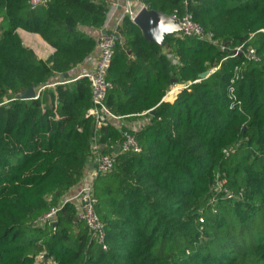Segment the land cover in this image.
<instances>
[{
	"label": "trees",
	"instance_id": "1",
	"mask_svg": "<svg viewBox=\"0 0 264 264\" xmlns=\"http://www.w3.org/2000/svg\"><path fill=\"white\" fill-rule=\"evenodd\" d=\"M42 1L34 9L31 0H0V264H35L41 254L54 264H264V0H141L190 15L212 41L180 33L159 46L122 16L106 106L121 119L145 117L137 131L114 120L97 130L91 84L74 78L98 53L82 28L102 29L112 0ZM18 30L55 53L38 59ZM251 48L258 62L246 57ZM179 84L175 101H164ZM31 88L45 89L16 100ZM124 131L140 153H115ZM95 138L100 152L117 154L94 185L107 252L75 220L76 205L62 202ZM218 178L235 198L216 213ZM60 206L55 223L37 224Z\"/></svg>",
	"mask_w": 264,
	"mask_h": 264
},
{
	"label": "built area",
	"instance_id": "2",
	"mask_svg": "<svg viewBox=\"0 0 264 264\" xmlns=\"http://www.w3.org/2000/svg\"><path fill=\"white\" fill-rule=\"evenodd\" d=\"M42 3V0H31V6L34 9L42 5ZM144 7L145 5L141 2V0H126L123 14L120 15L119 19H117L115 27L113 29H107L108 23L116 11L114 6L110 9L105 26L103 27V31L97 38L98 58L96 63L91 71L80 77L87 78L91 84L93 107L89 110L88 116H92L96 119L97 130L101 129L103 126H107L109 120H121V118L112 114V112L106 106L107 95L113 88L112 84L108 80V73L114 59L116 43L119 39L117 35V27L119 26L124 14L129 15L133 21ZM172 17L179 21V24L183 30L182 33L200 37L204 36L210 41L213 40L211 34L205 35L200 27L194 24L190 15H186L182 19H178L176 16ZM217 44L218 43H216V45ZM221 48L223 49L225 47ZM242 49L243 46L238 47L235 50L233 57L238 56L242 52ZM247 52L248 53L246 57L250 61H259L254 49L251 48ZM43 89L45 88H41L37 91L35 99L39 98L40 92ZM105 117H107V120L104 119ZM118 128L121 127L118 126ZM117 147H119L118 153L121 154L141 152V148L138 145L135 135L131 134L129 131L123 132V141ZM117 154L106 155L100 152V146L97 143V139L95 138L92 148L93 156L89 164L91 168L92 166L94 168L93 170L91 169V173L87 176L79 191L74 196L69 197L63 203V205L66 203H74L76 205L78 219L86 224V226L89 228L92 240L95 241L105 252H107L109 249L106 242V227L105 224L100 220L96 211L98 198L95 195L94 185L98 176H105L114 170ZM213 191L214 195L210 200V205L214 208V212L216 213L217 210L215 207L221 199L232 200L235 198L234 193L231 192L227 187V181L225 179L220 180L218 178L215 185L213 186ZM61 209L62 206L52 209L49 213L40 218L37 224L45 226L55 223L58 218V213L61 211ZM45 259V255L41 254L37 257L35 264H54V260L51 259L47 261V263L45 262Z\"/></svg>",
	"mask_w": 264,
	"mask_h": 264
},
{
	"label": "crops",
	"instance_id": "3",
	"mask_svg": "<svg viewBox=\"0 0 264 264\" xmlns=\"http://www.w3.org/2000/svg\"><path fill=\"white\" fill-rule=\"evenodd\" d=\"M126 0H112V6L116 8L115 13L113 14L112 18L110 19L107 29H113L116 25L117 19H119L121 13H123V9L125 6ZM82 30L91 36H94L95 38H98L99 34L103 31L102 29H92V28H82ZM19 36L24 44V46L28 49H31L34 51V53L37 55L38 59L40 60H47L49 57H51L55 50L46 43L39 35L29 33L24 30H18ZM98 58V53H94L91 55L86 62L81 64L76 70H75V76L74 78H80L87 72L91 71L96 63V60ZM184 88L182 85H175L172 87V89L169 91L167 96L164 98V101L173 102L175 101L176 95ZM51 104L50 100L46 102V105L49 106ZM145 117L138 118L136 120H130L123 118L119 120V122L125 126H127L128 129L137 131L145 124ZM90 164V163H89ZM91 173V167L88 166L86 171L82 174L81 178L77 182V184L64 196L62 199V202H65L69 197L74 196L79 189L81 188L82 184L86 180L87 176Z\"/></svg>",
	"mask_w": 264,
	"mask_h": 264
},
{
	"label": "water",
	"instance_id": "4",
	"mask_svg": "<svg viewBox=\"0 0 264 264\" xmlns=\"http://www.w3.org/2000/svg\"><path fill=\"white\" fill-rule=\"evenodd\" d=\"M140 30L142 31L144 38L149 42H155L159 46L164 44V40L168 36H173L183 32L179 21L172 16L165 15L161 12L151 11L144 7L133 20ZM209 76V73L206 72L200 75L201 79H205ZM69 79L68 75L62 77V80ZM177 80H173L172 84H176ZM36 90L34 88L29 89L23 94L16 96V100L21 101H30L35 99ZM152 115L155 114L153 110ZM119 147H116L115 153H118ZM92 166V170H93ZM76 221L78 218L75 219Z\"/></svg>",
	"mask_w": 264,
	"mask_h": 264
},
{
	"label": "rangeland",
	"instance_id": "5",
	"mask_svg": "<svg viewBox=\"0 0 264 264\" xmlns=\"http://www.w3.org/2000/svg\"><path fill=\"white\" fill-rule=\"evenodd\" d=\"M38 91V90H37ZM37 91H36V93H37Z\"/></svg>",
	"mask_w": 264,
	"mask_h": 264
}]
</instances>
